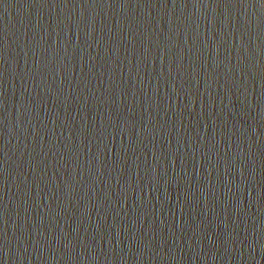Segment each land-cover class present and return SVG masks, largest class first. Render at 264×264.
I'll return each mask as SVG.
<instances>
[{
  "label": "water",
  "instance_id": "1",
  "mask_svg": "<svg viewBox=\"0 0 264 264\" xmlns=\"http://www.w3.org/2000/svg\"><path fill=\"white\" fill-rule=\"evenodd\" d=\"M0 264H264V0H0Z\"/></svg>",
  "mask_w": 264,
  "mask_h": 264
}]
</instances>
